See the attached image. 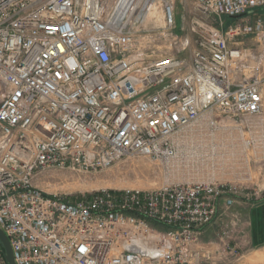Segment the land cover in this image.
I'll return each instance as SVG.
<instances>
[{
	"label": "built area",
	"instance_id": "1",
	"mask_svg": "<svg viewBox=\"0 0 264 264\" xmlns=\"http://www.w3.org/2000/svg\"><path fill=\"white\" fill-rule=\"evenodd\" d=\"M191 1L179 34L173 0H0V228L15 264H229L197 246L202 229L264 185L167 182L72 200L35 184L47 169L92 173L130 156L169 164L201 121L253 124L263 56L242 43L264 38V0ZM156 6L168 51L149 58L136 34ZM229 226L217 253L238 259Z\"/></svg>",
	"mask_w": 264,
	"mask_h": 264
},
{
	"label": "rangeland",
	"instance_id": "2",
	"mask_svg": "<svg viewBox=\"0 0 264 264\" xmlns=\"http://www.w3.org/2000/svg\"><path fill=\"white\" fill-rule=\"evenodd\" d=\"M175 10L173 31L188 34V13L192 8L191 0H173ZM149 18L138 35L141 47L147 57L167 54L168 42L159 33L162 32L164 21L159 6L152 7ZM185 16L183 17V15ZM184 18V19H182ZM226 25L237 20L235 17H222ZM215 23V20H211ZM183 27V30L181 29ZM253 42H244L245 48L262 54V113L253 118L252 125L211 129L205 121L193 124L179 135L178 156L169 164H162L144 156H130L117 160L109 167L92 173L72 169H47L35 179V184L51 193H58L72 200L88 198L97 189L141 188L153 189L167 182L216 181L235 183L248 189L264 185L259 169L264 167V38L253 37ZM170 52H174L171 48ZM188 52H185L187 56ZM264 194L261 191L259 198ZM258 198V199H259ZM257 201V199L255 200ZM254 202V201H253ZM252 202L240 204L249 210ZM235 207L226 212L219 211L217 222L213 224L216 231L213 242H222L217 233L225 223L232 229L226 241L233 242V235L239 234L241 244L238 252L245 264H264V257L251 254L250 219L240 215ZM224 217V218H223ZM163 229L162 226H157Z\"/></svg>",
	"mask_w": 264,
	"mask_h": 264
},
{
	"label": "crops",
	"instance_id": "3",
	"mask_svg": "<svg viewBox=\"0 0 264 264\" xmlns=\"http://www.w3.org/2000/svg\"><path fill=\"white\" fill-rule=\"evenodd\" d=\"M256 39L253 37H247L243 40L244 42H253ZM242 43V44H243ZM247 202H236L233 207L241 213L240 215L247 216L250 219V242L252 245V253L257 257H264V194L262 197L257 199V201L252 202L249 205V210L242 208L240 204H244ZM224 218V217H223ZM218 219H221V217L218 216ZM216 219L212 224L206 226L204 229H202V233L199 238L198 247H201L202 249H209L212 253L211 257L213 256L215 259L214 261L219 262H228L229 264H245L244 260L239 256L238 259H233V257L228 255L219 256L217 253L218 249H221V243L218 241L213 242L212 240H215L217 237H215L216 231L213 228V224L217 222ZM234 238V242H238L241 244L240 235L235 234L233 235L232 239Z\"/></svg>",
	"mask_w": 264,
	"mask_h": 264
},
{
	"label": "water",
	"instance_id": "4",
	"mask_svg": "<svg viewBox=\"0 0 264 264\" xmlns=\"http://www.w3.org/2000/svg\"><path fill=\"white\" fill-rule=\"evenodd\" d=\"M0 244L4 249L3 251L5 252V258L7 264H15L14 255H13V251H11L12 248L9 239L7 238L6 234L1 228H0Z\"/></svg>",
	"mask_w": 264,
	"mask_h": 264
},
{
	"label": "trees",
	"instance_id": "5",
	"mask_svg": "<svg viewBox=\"0 0 264 264\" xmlns=\"http://www.w3.org/2000/svg\"><path fill=\"white\" fill-rule=\"evenodd\" d=\"M158 226V225H157Z\"/></svg>",
	"mask_w": 264,
	"mask_h": 264
}]
</instances>
